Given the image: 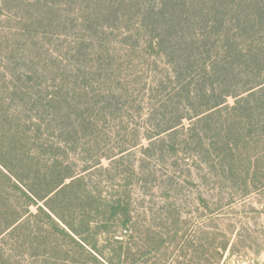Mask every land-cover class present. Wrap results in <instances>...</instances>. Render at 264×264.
I'll use <instances>...</instances> for the list:
<instances>
[{
	"label": "trees",
	"instance_id": "1",
	"mask_svg": "<svg viewBox=\"0 0 264 264\" xmlns=\"http://www.w3.org/2000/svg\"><path fill=\"white\" fill-rule=\"evenodd\" d=\"M217 192L264 193V0H0V264H220Z\"/></svg>",
	"mask_w": 264,
	"mask_h": 264
},
{
	"label": "rangeland",
	"instance_id": "2",
	"mask_svg": "<svg viewBox=\"0 0 264 264\" xmlns=\"http://www.w3.org/2000/svg\"><path fill=\"white\" fill-rule=\"evenodd\" d=\"M144 143L147 144V142ZM137 155L138 159H140V156L144 158L141 154ZM151 162L154 165L153 169L160 176L164 175L162 178L164 180L174 172L171 163L163 164L156 159H152ZM104 165L108 166V163L104 162ZM121 184L124 186V182ZM199 184L201 185V190L204 192L206 190L204 182H200ZM106 190L111 192L108 188ZM190 190L187 194V202L190 204L188 220L191 221L193 230H196L197 227L205 226L209 222V219L202 218V214L207 215L209 213V211H206L201 200V195L207 196V193L198 192L199 190L196 187ZM156 194L158 197L162 196V194ZM214 195L216 196L214 199L215 204H221V202L226 204L223 211L218 212V216H216L221 221L216 223L220 229L229 232L228 235L232 233V227H235L234 232L231 234L233 236V246L231 245L230 249L224 253L220 264L223 262L224 264H243L244 261L256 264L262 263L264 261V193L254 192L247 198H236L232 204H230L231 201L228 195H224L225 202L221 199L218 192ZM157 202L160 204L162 201L157 198ZM145 203L146 201L143 205ZM147 207L150 206L147 204L146 209H143L141 213H144L148 217V220H146L147 224H151L153 218H156L157 215L153 214ZM144 239H148L146 234L144 235ZM142 253L140 264H171L164 255H157L156 253L150 254L146 250H143ZM185 253L186 250H184V253H181L184 259Z\"/></svg>",
	"mask_w": 264,
	"mask_h": 264
},
{
	"label": "built area",
	"instance_id": "3",
	"mask_svg": "<svg viewBox=\"0 0 264 264\" xmlns=\"http://www.w3.org/2000/svg\"><path fill=\"white\" fill-rule=\"evenodd\" d=\"M222 264H224V262ZM243 264H256V263H251V262H248V261H244ZM257 264H264V261L262 263H257Z\"/></svg>",
	"mask_w": 264,
	"mask_h": 264
}]
</instances>
